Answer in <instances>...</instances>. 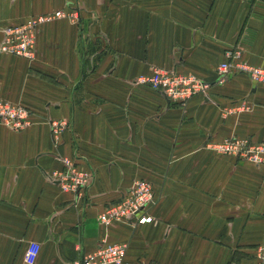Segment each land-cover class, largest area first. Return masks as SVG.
Returning <instances> with one entry per match:
<instances>
[{"label":"crops","instance_id":"crops-1","mask_svg":"<svg viewBox=\"0 0 264 264\" xmlns=\"http://www.w3.org/2000/svg\"><path fill=\"white\" fill-rule=\"evenodd\" d=\"M74 2L78 24L40 26L31 61L0 53V98L29 113L22 131L0 126V264H22L29 243L33 264H78L103 237L136 264H264V166L203 147L264 143V85H212L227 50L264 66V0H0V29ZM153 69L210 88L171 102L135 81ZM49 120L68 126L58 147ZM58 157L91 173L84 194L50 180L64 173ZM139 179L152 222L99 226Z\"/></svg>","mask_w":264,"mask_h":264},{"label":"built area","instance_id":"built-area-1","mask_svg":"<svg viewBox=\"0 0 264 264\" xmlns=\"http://www.w3.org/2000/svg\"><path fill=\"white\" fill-rule=\"evenodd\" d=\"M61 19L77 25L79 8L77 2L66 5L62 10L52 14H40L25 19L21 24L0 29V53L31 61L33 59L35 33L37 29L51 21ZM224 59L214 70L212 85L222 86L235 75H244L253 85H264V66L254 67L246 64L240 58L237 50H227ZM137 83L147 85L151 90L163 95L165 99L175 103H183L188 99L202 95L206 96L210 84L191 75H177L170 71L153 69L149 76L139 77ZM250 107L240 103L238 112L247 111ZM29 113L19 104L10 103L0 98V126L10 131L19 132L27 128ZM51 143L54 147L61 144V135L68 129L63 121H48ZM204 149L216 155L232 157L254 166H264V143L254 144L246 138L229 137L217 143L207 142ZM64 167V173L54 181L61 189L70 190L76 196L84 194L93 181L91 173H78L72 167L70 160L58 157ZM153 202L151 185L145 180H135L118 200L108 204L96 216L99 226L106 228L111 223H125L131 227L152 222V217L146 211ZM38 246L29 243L23 253L22 264H33ZM126 245L106 243L104 237L94 250L83 254L78 264H136L126 260Z\"/></svg>","mask_w":264,"mask_h":264},{"label":"rangeland","instance_id":"rangeland-1","mask_svg":"<svg viewBox=\"0 0 264 264\" xmlns=\"http://www.w3.org/2000/svg\"><path fill=\"white\" fill-rule=\"evenodd\" d=\"M147 181V180H146Z\"/></svg>","mask_w":264,"mask_h":264}]
</instances>
